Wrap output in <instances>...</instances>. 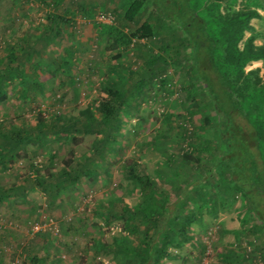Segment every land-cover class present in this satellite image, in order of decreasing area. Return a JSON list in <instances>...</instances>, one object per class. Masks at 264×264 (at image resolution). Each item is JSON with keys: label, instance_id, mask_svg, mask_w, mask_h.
Segmentation results:
<instances>
[{"label": "rangeland", "instance_id": "rangeland-1", "mask_svg": "<svg viewBox=\"0 0 264 264\" xmlns=\"http://www.w3.org/2000/svg\"><path fill=\"white\" fill-rule=\"evenodd\" d=\"M53 1L0 0V60L6 55L7 43L35 42L46 25L48 14L64 17L65 8L72 12L66 15L72 21L61 24L59 35L46 48L40 43L37 46L42 50L33 62L41 65L37 73L43 83V94L19 93L26 87L16 82L7 87L8 98L0 103V121H6V126L22 123L28 128L35 124L38 114L47 118L55 113L67 118L77 117L86 106L105 97L102 87L108 80L117 84L121 77L128 79V71L140 70L158 52L160 44L154 40L132 39L127 45L111 49L110 40L98 35L100 24H114L116 13L124 12L121 5L132 0H62L56 5ZM241 3L238 0L237 7ZM90 6H94L93 12ZM147 14L145 11L143 18ZM259 14L260 18L251 20L258 34L257 45L264 44V9H259ZM128 28L132 30L134 26ZM67 50L73 51L70 77L59 70L53 73L49 64L55 58L67 57ZM116 53L120 55L117 60L114 59ZM187 66V63L163 66L159 62L157 76L142 94L129 96L122 110L124 126L116 141L106 147L107 159L98 163L94 176L62 189L52 205L47 194L37 186L30 187L24 197H15L0 205V264H31V255L46 256L47 264H125L124 259H113L115 252L109 248L114 246L115 237L125 234L122 224L118 220L109 221L103 209L114 201L130 207L139 203L138 185L123 177L127 162L138 161L158 185L163 182L164 171L169 170L165 166L169 158L178 162L177 173L191 180L203 175L205 168L223 152L220 150L222 142L214 139L224 130L221 117L199 96L189 98L191 94L182 89L188 83ZM110 67L115 72H109ZM255 68L264 78V61L252 62L246 70ZM131 78L134 79V75ZM130 79L124 83L125 87H131ZM71 81H74L76 94ZM193 108L197 111L190 121L188 112ZM96 116L99 115L96 113ZM204 116L208 124L203 122ZM193 125L202 126L199 132L202 136L195 142L196 155L203 166L200 168L181 164L180 160V154L190 149L188 135ZM46 140L34 158L31 157L36 150L34 141L22 145L18 158L7 165L6 171L0 170V185L31 184L30 180L37 174L35 167L41 178L58 173L70 151L75 160L88 155L95 136L77 135L75 141L63 136ZM210 140L211 144H207ZM49 152L56 154L52 163ZM222 171L224 165L219 163L215 167V182L221 180ZM219 183L217 196H223L224 204L216 202L215 214L203 212L201 221L190 228L193 243L172 249L173 258L166 260V264H223L221 256L229 250L240 255L233 264H263L255 247L258 242L249 243L240 233L253 222L243 223L244 209L239 193L226 183ZM36 225L39 230L35 229ZM128 238L133 240L134 236L128 235ZM102 244L106 245V250L95 249V245Z\"/></svg>", "mask_w": 264, "mask_h": 264}, {"label": "trees", "instance_id": "trees-1", "mask_svg": "<svg viewBox=\"0 0 264 264\" xmlns=\"http://www.w3.org/2000/svg\"><path fill=\"white\" fill-rule=\"evenodd\" d=\"M61 1L53 2L56 5ZM241 1L239 7L238 0H132L123 3V14L116 13L114 24H100L98 35L110 40L111 49L127 45L132 39L154 40L160 44L158 52L140 70L128 71V79L121 77L117 84L108 80L102 87L105 97L86 106L77 117L67 118L55 113L47 118L38 114L35 124L28 128L22 123V126H6V121H0L1 171H6L7 165L18 158V149L31 141L36 146L31 155L34 158L37 150L45 146L47 137L63 136L75 141L77 135L95 136L91 152L75 160L70 151L58 173L41 178L35 167L37 174L30 180L31 184L0 185V205L12 198L24 197L30 187L36 186L47 194L52 205L62 189L94 176L98 163L107 159L106 147L116 141L124 126L122 110L129 96L142 94L157 76L159 62L163 66L187 63L188 83L182 89L191 94L189 98L199 96L221 117L224 130L214 139L222 142V155L205 168L203 175L191 180L178 174L175 166L178 162L169 158L165 164L169 170L164 171L163 182L158 185L138 161L127 162L123 177L138 185L139 203L130 207L114 201L103 211L109 221H120L125 234L134 239L125 234L115 237L114 246L109 247L115 252L113 259H124L125 264H166V260L173 258L172 249L193 243L190 228L201 221L203 212L215 214L216 202L224 204L223 196H217L218 183L223 182L239 193L244 209L243 223L253 222L240 233L249 243L258 242L255 247L264 264V78L259 75L258 68L246 70L250 63L264 61V44L255 43L258 34L251 25L252 19L260 18L259 9H264V0ZM89 10L93 12L94 6ZM145 11L148 14L143 18ZM64 13V17L48 14L46 25L35 42L6 44V55L0 60V103L8 98L6 89L14 82L26 87L19 91L26 96L31 92L33 96L43 94V83L37 73L41 65L33 60L59 35L61 24L72 21L66 16L72 12L65 8ZM129 25L134 29L129 30ZM39 43L42 48L37 47ZM66 56L49 63L53 73L59 70L70 77L73 51L67 50ZM119 57L116 53L114 59ZM109 72L115 69L110 67ZM129 79L132 81L130 88L124 86ZM30 88L33 90H28ZM73 88L75 93V85ZM192 90L195 91L192 93ZM196 111L193 108L188 112L190 121ZM207 119L203 117L206 124L209 123ZM201 129L202 126L193 125L188 135L190 149L180 154L181 164L202 166L195 145L202 136L199 135ZM206 142L211 144V140ZM55 158L56 154L49 152V162ZM219 163L224 165V172H220L221 180L215 182V167ZM95 249L106 250V245H95ZM237 257L240 255L236 251L229 250L221 256L220 263L233 264ZM29 262L47 264V257L31 255Z\"/></svg>", "mask_w": 264, "mask_h": 264}, {"label": "built area", "instance_id": "built-area-1", "mask_svg": "<svg viewBox=\"0 0 264 264\" xmlns=\"http://www.w3.org/2000/svg\"><path fill=\"white\" fill-rule=\"evenodd\" d=\"M37 224H39V223H37ZM35 229H36V230H39V227H38V225H36Z\"/></svg>", "mask_w": 264, "mask_h": 264}]
</instances>
